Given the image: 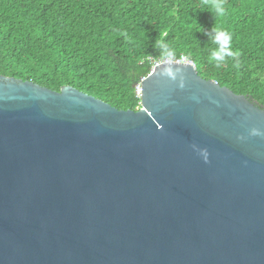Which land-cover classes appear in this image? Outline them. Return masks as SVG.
<instances>
[{
	"label": "water",
	"instance_id": "obj_1",
	"mask_svg": "<svg viewBox=\"0 0 264 264\" xmlns=\"http://www.w3.org/2000/svg\"><path fill=\"white\" fill-rule=\"evenodd\" d=\"M140 87L0 75V264H264V107L188 64Z\"/></svg>",
	"mask_w": 264,
	"mask_h": 264
},
{
	"label": "trees",
	"instance_id": "obj_2",
	"mask_svg": "<svg viewBox=\"0 0 264 264\" xmlns=\"http://www.w3.org/2000/svg\"><path fill=\"white\" fill-rule=\"evenodd\" d=\"M222 2L216 18L212 0H0V75L137 111L136 88L161 59L162 38L203 79L264 107V0ZM214 27L240 53L220 67L210 61Z\"/></svg>",
	"mask_w": 264,
	"mask_h": 264
},
{
	"label": "clouds",
	"instance_id": "obj_3",
	"mask_svg": "<svg viewBox=\"0 0 264 264\" xmlns=\"http://www.w3.org/2000/svg\"><path fill=\"white\" fill-rule=\"evenodd\" d=\"M211 8L213 10L212 14L216 18H223L226 15V8L222 0H212ZM212 31V43L216 45V48L211 51L210 61L214 62L216 67H220L229 58L234 59L238 57L240 53L239 51L233 50L232 36L228 31L216 29L215 27ZM156 46L160 49V57L165 64L171 65L174 61L178 62L176 50L170 45L169 42H165L164 39L159 38L156 42ZM180 59H183V57ZM162 75L171 77L173 80L176 79L171 67L166 69ZM201 154L203 155L204 160L207 161V151L203 150Z\"/></svg>",
	"mask_w": 264,
	"mask_h": 264
},
{
	"label": "built area",
	"instance_id": "obj_4",
	"mask_svg": "<svg viewBox=\"0 0 264 264\" xmlns=\"http://www.w3.org/2000/svg\"><path fill=\"white\" fill-rule=\"evenodd\" d=\"M181 57H183V59H180ZM181 57H177V61L178 62L174 61L173 63H177V64H188V65L195 66V64L193 63V61L189 60L186 56H181ZM161 64H165L162 59L152 61V69H151V71L156 66H159ZM136 95L139 98H141V87H140V85L136 88Z\"/></svg>",
	"mask_w": 264,
	"mask_h": 264
}]
</instances>
